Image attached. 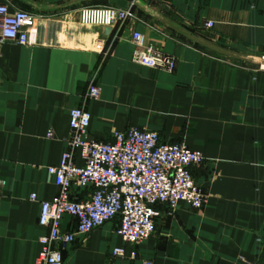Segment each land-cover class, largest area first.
<instances>
[{"label":"crops","instance_id":"1","mask_svg":"<svg viewBox=\"0 0 264 264\" xmlns=\"http://www.w3.org/2000/svg\"><path fill=\"white\" fill-rule=\"evenodd\" d=\"M167 4L184 18L194 13L197 34L264 56V0ZM79 10L28 11L34 16L28 43H0V264H38L45 233L39 201L58 192L46 169L68 148L75 107L91 114L89 139L112 141L113 132L134 126L199 151L204 159L193 175L206 201L199 209L180 204L173 214L158 206L154 233L134 248L135 258L116 233V218L77 235L62 250V264H264V67L195 45L138 9L123 25L81 24ZM132 29L144 45L172 55L175 69L135 63ZM91 86L100 88L96 99L88 96ZM75 158L82 163L78 152ZM33 192L39 201L29 198ZM75 226L64 217L63 230ZM121 246L124 256H113Z\"/></svg>","mask_w":264,"mask_h":264},{"label":"built area","instance_id":"2","mask_svg":"<svg viewBox=\"0 0 264 264\" xmlns=\"http://www.w3.org/2000/svg\"><path fill=\"white\" fill-rule=\"evenodd\" d=\"M132 19L131 8L82 7L79 21L84 25H123ZM32 13L0 3V43H28V30L33 25ZM211 28L212 22L205 23ZM135 46L133 61L139 65L172 72L176 59L151 44H143L141 32L132 29ZM100 88L91 86L88 96L99 97ZM91 114L75 107L69 112L71 135L67 150L58 164L46 169L47 179L58 192L50 200H38L35 192L29 198L39 201L38 225L45 229L39 237L41 249L38 264H62V250L77 235H87L116 218V233L124 245L132 246L130 257H136L137 245L152 236L158 206L173 214L180 204L201 208L206 195L193 175V168L203 161L199 151L184 143L160 142L155 130L129 127L115 131L112 141L87 137ZM78 152L82 163L76 162ZM84 192V195L75 194ZM65 216L76 220L74 230H63ZM113 256H124L125 247H114ZM143 264H151L144 262Z\"/></svg>","mask_w":264,"mask_h":264},{"label":"water","instance_id":"3","mask_svg":"<svg viewBox=\"0 0 264 264\" xmlns=\"http://www.w3.org/2000/svg\"><path fill=\"white\" fill-rule=\"evenodd\" d=\"M16 1L34 10L49 12V11L61 10V9L69 8L73 6H78V5H81L83 3H86L92 0H66V1H63L57 4H43V3L37 2L36 0H16ZM128 1L136 9L144 13L146 16L152 18L153 20L160 23L165 28L189 40L195 45L201 46L219 55L225 56L227 58H231L236 61H240L242 63L264 67V56H254V55L245 54V53L230 49L228 47L222 46L220 44H217L197 34L196 32L175 23L169 17L164 15L159 7L153 6L145 0H128Z\"/></svg>","mask_w":264,"mask_h":264},{"label":"rangeland","instance_id":"4","mask_svg":"<svg viewBox=\"0 0 264 264\" xmlns=\"http://www.w3.org/2000/svg\"><path fill=\"white\" fill-rule=\"evenodd\" d=\"M13 3V0H8L7 2ZM63 1V0H61ZM66 1V0H64ZM147 1L149 4L153 5V6H157L159 8H161V11H165V13L169 14L170 16H173L175 18V20L179 21V22H188L187 25L185 27H188L190 30L193 31H197V28L192 27L194 24H192V19H194V13L193 16L191 17H186L184 18L182 16V14L177 10H174V8H170L171 5L167 4V1L169 0H145ZM16 2V1H15ZM17 8L25 10V11H33L32 8L25 6L21 3H15ZM116 7V8H131V12H132V19H134V11L137 12V9L130 3L124 0H94V1H89L87 3H84L82 5H78L77 7L82 8V7ZM131 19V20H132ZM130 20V21H131ZM208 22V21H207ZM206 23V22H205ZM192 27V28H191ZM206 27V26H205ZM209 28V27H206ZM199 33H201L204 36L208 35V32H206V30L204 29H198ZM167 32H171V31H167Z\"/></svg>","mask_w":264,"mask_h":264}]
</instances>
